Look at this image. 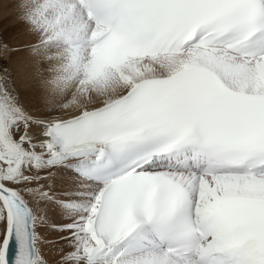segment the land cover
Wrapping results in <instances>:
<instances>
[{"label":"snow or ice","instance_id":"snow-or-ice-1","mask_svg":"<svg viewBox=\"0 0 264 264\" xmlns=\"http://www.w3.org/2000/svg\"><path fill=\"white\" fill-rule=\"evenodd\" d=\"M16 8L31 40L0 39V264H264V0Z\"/></svg>","mask_w":264,"mask_h":264},{"label":"rangeland","instance_id":"rangeland-1","mask_svg":"<svg viewBox=\"0 0 264 264\" xmlns=\"http://www.w3.org/2000/svg\"><path fill=\"white\" fill-rule=\"evenodd\" d=\"M16 1L17 0H15V1L14 0H2V6H0V12L2 10H4V11L7 12L6 16H8V15L14 16L16 20L10 21V24H15V22L16 23L20 22V23H18V25H19L22 22L20 20L18 21L19 18H18V12H17V8H16ZM8 22H9V20H8ZM19 27L20 28L17 27L15 29H13L14 32L7 33V34H10L9 36H7V34L4 33L5 37L6 36L7 37L3 38L1 36L2 38L0 37V39H2L5 43H8L10 45H15V44H11V42L9 40L12 39L13 37L14 38L20 37L21 42H22V43L21 42L19 43L20 45L21 44L22 45L28 44L30 42V40H31V37H29V39L27 38L28 35L25 32V28H24L25 26L23 24L21 26L19 25ZM0 33H1V30H0ZM0 35H2V34H0ZM23 54H25V53H22L19 56L21 57V55H23ZM3 59H8V56H7L6 52L4 53V55H0V60H3ZM69 99H71V97H69ZM57 224H58V216L57 215H53L50 212V213H48V218H47L46 223H44L43 225L40 226V231L42 232L43 238H44L42 242H44V245H49V247H50L49 252H51V250H53V249L55 250L53 245H54L55 242L59 241L57 239H59L60 236L56 232V230H57L56 225ZM56 234L58 236H56ZM51 244H52V246H50ZM43 253H44V251H43ZM56 256H57V254H56Z\"/></svg>","mask_w":264,"mask_h":264},{"label":"bare ground","instance_id":"bare-ground-1","mask_svg":"<svg viewBox=\"0 0 264 264\" xmlns=\"http://www.w3.org/2000/svg\"><path fill=\"white\" fill-rule=\"evenodd\" d=\"M15 1V0H14ZM17 2V1H16ZM6 14H7V12L6 11H4V10H2L1 12H0V30H1V33L0 34H2V35H0V37L2 36L3 38H6L7 36H9L10 34H7V33H12V32H14V30L13 29H15V28H20L19 27V25L21 26L22 25V23L21 24H19L18 25V23H20V22H18V23H16L15 22V24H10V21H12V20H16L15 19V17L14 16H10V15H8V16H6ZM8 20H9V22H8ZM18 21H19V19H18ZM25 28V27H24ZM23 28V29H24ZM13 30V31H12ZM4 33H6L7 34V36L5 37V34ZM1 37V38H2ZM27 38L29 39V36H27ZM10 42H11V44H15V45H20L19 43L21 42V39H20V37H16V38H12V39H10L9 40ZM26 41V40H25ZM17 42V43H16ZM22 43V42H21ZM22 45V44H21ZM22 54V53H21ZM27 55V53H25V54H23V55H21V57L19 56V58H23L24 56H26ZM11 63H13V66H15V62H14V60H12V61H10ZM77 109H75V108H73V107H70L69 109H67L66 111H69V112H72V111H76ZM59 221H60V217L58 216V223H59ZM48 223V222H47ZM56 232H57V234L59 235V236H61V233L58 231V230H56ZM56 234V236H58ZM44 239V238H43ZM57 240H59V241H57ZM56 241L57 242H55L54 243V248H55V250L53 249V250H51V252H49V250H50V247H49V245H44V242H42L41 243V249L44 251V254L46 255V256H48L50 259H55L56 258V254H57V249L60 247V244L62 243L61 241H60V237H59V239H57ZM50 246H52V244L50 245Z\"/></svg>","mask_w":264,"mask_h":264},{"label":"water","instance_id":"water-1","mask_svg":"<svg viewBox=\"0 0 264 264\" xmlns=\"http://www.w3.org/2000/svg\"><path fill=\"white\" fill-rule=\"evenodd\" d=\"M11 254L14 255L15 254V245L13 244L12 248H11Z\"/></svg>","mask_w":264,"mask_h":264}]
</instances>
